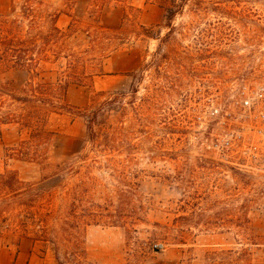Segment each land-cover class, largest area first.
I'll return each instance as SVG.
<instances>
[{
  "label": "rangeland",
  "instance_id": "rangeland-1",
  "mask_svg": "<svg viewBox=\"0 0 264 264\" xmlns=\"http://www.w3.org/2000/svg\"><path fill=\"white\" fill-rule=\"evenodd\" d=\"M23 2L0 0V20ZM44 2L69 36L35 80L79 74L70 104L112 102L93 141L81 116L52 114L49 138L33 142L0 122V172L46 190L54 215L46 241L0 237V264H74V252L83 264L263 263L264 177L206 149L220 128L206 129L205 111L264 72V0ZM0 74L19 92L32 77L3 62Z\"/></svg>",
  "mask_w": 264,
  "mask_h": 264
},
{
  "label": "trees",
  "instance_id": "trees-1",
  "mask_svg": "<svg viewBox=\"0 0 264 264\" xmlns=\"http://www.w3.org/2000/svg\"><path fill=\"white\" fill-rule=\"evenodd\" d=\"M13 13V18L6 16L0 20V63H6L10 68L26 69L32 72V77L20 92L9 82L1 81L0 77V122L16 123L27 129L29 141H44L52 133L47 128L51 115L71 114L85 118L89 138L92 141L97 139L102 118L112 101L106 99L98 106L80 108L67 101V92L71 81L82 83L85 76L65 72L63 78L50 82L36 81L33 75L40 74L41 64L48 62L51 54H59L60 42L69 36L68 31L58 25L59 14L50 12L44 0H24L19 11L14 4ZM102 34L100 30L95 31L94 41L101 39ZM65 53L66 58L73 60L72 65L81 60L75 52ZM45 191L24 184L16 170L0 172V237L6 234L16 236L17 246L25 238L34 241L50 239L48 225L54 215L45 206ZM60 229V233L52 231L58 251L64 236L62 231H67L62 224ZM74 257V264H83L75 252Z\"/></svg>",
  "mask_w": 264,
  "mask_h": 264
},
{
  "label": "built area",
  "instance_id": "built-area-1",
  "mask_svg": "<svg viewBox=\"0 0 264 264\" xmlns=\"http://www.w3.org/2000/svg\"><path fill=\"white\" fill-rule=\"evenodd\" d=\"M205 112L206 129L215 120L220 128L206 130V149L220 161L264 177V72L238 78L229 98L208 104Z\"/></svg>",
  "mask_w": 264,
  "mask_h": 264
}]
</instances>
